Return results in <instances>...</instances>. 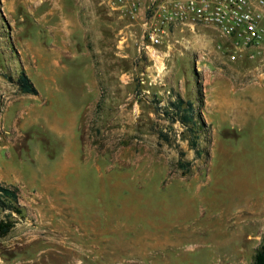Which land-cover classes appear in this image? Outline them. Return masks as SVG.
I'll return each instance as SVG.
<instances>
[{"label": "rangeland", "instance_id": "obj_1", "mask_svg": "<svg viewBox=\"0 0 264 264\" xmlns=\"http://www.w3.org/2000/svg\"><path fill=\"white\" fill-rule=\"evenodd\" d=\"M143 25L107 0H0L3 73L16 86L23 58L42 91L0 149L23 209L0 264L255 263L264 50L233 59L218 30L196 25L153 54ZM11 213L0 206V221Z\"/></svg>", "mask_w": 264, "mask_h": 264}, {"label": "built area", "instance_id": "obj_2", "mask_svg": "<svg viewBox=\"0 0 264 264\" xmlns=\"http://www.w3.org/2000/svg\"><path fill=\"white\" fill-rule=\"evenodd\" d=\"M115 10L142 19L144 47H157L182 26L206 25L225 37L236 59L247 52L254 57L264 50V0H107Z\"/></svg>", "mask_w": 264, "mask_h": 264}, {"label": "crops", "instance_id": "obj_3", "mask_svg": "<svg viewBox=\"0 0 264 264\" xmlns=\"http://www.w3.org/2000/svg\"><path fill=\"white\" fill-rule=\"evenodd\" d=\"M37 54L38 53L33 55V61L35 62L38 71L43 73V69L46 68V59L43 60L42 55L40 56ZM22 59L19 60V63L21 64L20 67L25 68L32 79V75L28 72L29 68ZM1 67L2 66H0V149L2 147L5 149L8 147L6 141H10V135H8V132H18L20 137L23 136L24 130L27 128V124H24V119H27V114H29L30 109L28 102L30 97L36 94L22 92L19 84L15 86L13 85V82L9 81ZM22 69L15 79L17 83ZM44 77H46V75H44ZM37 87L41 93V89L39 86ZM39 94L36 96L39 97ZM2 142L4 144L1 146ZM0 182H2V179H0Z\"/></svg>", "mask_w": 264, "mask_h": 264}, {"label": "trees", "instance_id": "obj_4", "mask_svg": "<svg viewBox=\"0 0 264 264\" xmlns=\"http://www.w3.org/2000/svg\"><path fill=\"white\" fill-rule=\"evenodd\" d=\"M18 84L24 93H39L38 87L31 79L25 68L22 69L18 79ZM185 104H188V106H185ZM175 106L180 111H185V114L181 118L182 122L187 125L190 123L196 124L195 107L192 101H186L183 97H180L179 101L175 103ZM0 206L12 211V213L9 214V220L0 221V236H5L9 234L15 226L16 222L14 220L13 213H23V209L20 204V188L9 186L0 182ZM254 264H264V242L257 251Z\"/></svg>", "mask_w": 264, "mask_h": 264}]
</instances>
